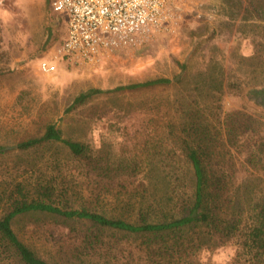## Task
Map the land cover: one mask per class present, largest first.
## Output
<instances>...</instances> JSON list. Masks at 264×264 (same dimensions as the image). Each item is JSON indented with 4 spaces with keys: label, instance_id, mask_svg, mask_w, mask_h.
I'll use <instances>...</instances> for the list:
<instances>
[{
    "label": "rangeland",
    "instance_id": "rangeland-1",
    "mask_svg": "<svg viewBox=\"0 0 264 264\" xmlns=\"http://www.w3.org/2000/svg\"><path fill=\"white\" fill-rule=\"evenodd\" d=\"M226 9L222 0H180L161 29L111 51L104 61L59 63L48 74L39 70V62L65 33V14L51 11L49 0H0V146L39 138L51 124L63 139L88 145L96 160L88 167L72 163L59 143L10 151L0 155V193L15 181L55 175L52 160L56 159L74 176L68 179L76 183L70 191L74 208L116 215L113 208L119 210L118 202H126L128 193L140 189L141 181L151 179V174L185 170L177 163L179 153L170 143L167 124L174 123L171 119L179 106L193 103V77L199 72L241 84L238 90L225 88L224 112L243 110L263 120L264 111L254 107L245 94L248 87L264 83V53L260 64L254 55L256 38L240 34L248 29L229 20ZM180 64H186L188 74L182 87L109 92L69 110L80 93L171 79ZM74 222L27 215L14 220L12 229L48 264H61L60 260L75 261V248L82 243L84 227ZM103 237L110 252L92 260L109 261L122 249L138 257L136 243L127 239L115 247L109 232ZM234 253V246L227 242L199 251L197 261L228 264Z\"/></svg>",
    "mask_w": 264,
    "mask_h": 264
},
{
    "label": "trees",
    "instance_id": "trees-1",
    "mask_svg": "<svg viewBox=\"0 0 264 264\" xmlns=\"http://www.w3.org/2000/svg\"><path fill=\"white\" fill-rule=\"evenodd\" d=\"M222 3L228 19L248 29L240 34L247 32L256 38L254 55L262 64L264 0ZM187 76L186 64H180L171 79L158 78L112 91L90 89L76 96L69 110L109 92L179 88ZM193 79V103L179 106L171 119L172 127L167 124L170 143L179 153L177 163L185 166L181 174H151V179L141 181L140 189L128 193L126 202H118L119 210L113 208L118 213L112 215L74 208L70 191L76 183L68 181L74 176L68 173L71 169L62 168L63 164L53 159L55 175L39 174L33 182L15 181L0 193V264H48L12 229L14 220L27 215L75 221L84 227L75 261L60 260L61 264H200L199 251L227 242L235 248L228 264H264V119L257 120L243 110L224 112L221 102L225 88L238 90L241 84L225 82L208 71L197 73ZM245 98L264 111V83L248 87ZM54 143L62 145L72 163L88 167L96 161L88 145L63 139L51 124L39 138L12 147L0 146V155ZM105 232L110 233L115 247L127 239L136 243L138 257L122 249L120 257L92 260L110 252Z\"/></svg>",
    "mask_w": 264,
    "mask_h": 264
},
{
    "label": "built area",
    "instance_id": "built-area-1",
    "mask_svg": "<svg viewBox=\"0 0 264 264\" xmlns=\"http://www.w3.org/2000/svg\"><path fill=\"white\" fill-rule=\"evenodd\" d=\"M180 0H49V8L66 16L65 33L39 62L53 73L59 63L95 65L138 36L159 30Z\"/></svg>",
    "mask_w": 264,
    "mask_h": 264
}]
</instances>
